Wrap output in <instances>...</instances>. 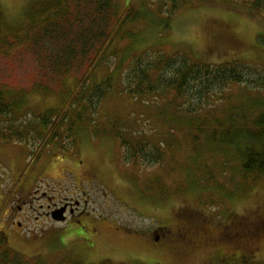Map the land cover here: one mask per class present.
I'll return each mask as SVG.
<instances>
[{
  "label": "rangeland",
  "instance_id": "374dc122",
  "mask_svg": "<svg viewBox=\"0 0 264 264\" xmlns=\"http://www.w3.org/2000/svg\"><path fill=\"white\" fill-rule=\"evenodd\" d=\"M33 1L0 0L1 38L6 32L20 35L22 26L34 16L31 9L26 17ZM129 1L122 0L123 6ZM147 10H140L146 16L131 22L123 38L113 42L116 57L109 67L97 70L90 79L102 83L112 77L110 90L105 81V95L94 109L86 102L87 90L80 88L84 71L74 72L60 85L50 84L46 93L37 92L32 90L39 83L37 61L29 55L9 60L0 55V91L6 103L12 98L20 101L10 114L14 122L22 118L35 122L51 112L53 118L64 120L58 135L73 124L65 154L48 145L36 159L32 151L41 146L6 139V119L0 116V192L4 188L7 196L13 195L8 191L21 172L19 177L26 183L34 179L41 191L50 190L55 204L70 202L73 209L76 202L80 205L79 211L67 215L66 223H54L46 218L50 203L39 193L23 238L13 234L5 246L34 264L80 260L89 264L103 260L111 264H224L223 258L231 253L236 255L225 260L229 264H264V176L250 174L246 179L234 152L207 143L208 132L197 133L199 121L176 114L175 106L155 95L136 99L127 95L117 72L120 61L124 67L135 55L156 51L185 54L199 63L241 61L264 67V42L259 40L264 36V22L222 3L186 6L169 21L159 13V5ZM234 92L238 96L217 106L243 104L257 95L243 89ZM20 126L34 134V125ZM116 133L131 145L142 142L151 149L159 147L164 166L156 172L149 165L124 166ZM196 136L199 141L193 148L197 152L192 149ZM209 173L215 183L208 179ZM154 175L162 178L164 193L151 185ZM158 227L187 228L210 241L186 249L168 239L157 241ZM224 230H241L246 237L237 245L215 243Z\"/></svg>",
  "mask_w": 264,
  "mask_h": 264
},
{
  "label": "trees",
  "instance_id": "16d2710c",
  "mask_svg": "<svg viewBox=\"0 0 264 264\" xmlns=\"http://www.w3.org/2000/svg\"><path fill=\"white\" fill-rule=\"evenodd\" d=\"M216 3L248 12L264 22V0H130L126 6L122 0H34L28 4L26 17L31 9L34 16L22 26L20 35L11 36L12 32H6L4 38L0 36V55L6 60L29 55L37 61L39 83L32 89L37 92L46 93L50 84L60 85L74 72L84 71L80 88L84 86L87 90L86 102L94 109L105 95L102 87L107 84L105 81H109L106 90H110L112 77L105 78L102 83H91L90 79L97 70L109 67L111 58L116 57L112 45L117 38H123L125 27L139 16H146L140 15V10L148 12L147 8L159 5V13L166 14L169 21L186 6ZM259 40L264 42V36ZM120 64L117 72L127 95L135 99L155 95L175 106L176 114L199 121L197 133L207 131V143L234 152V159L240 163V171L246 179L250 174L264 176V67L241 61L199 63L185 54L168 55L162 51L144 52L135 55L124 67L122 61ZM235 89L257 95L243 104H230L226 108L217 106L226 98L238 96ZM75 102L73 99V104ZM19 106L20 101L13 102V98L6 103L0 91V116L6 119L3 125L5 138L15 143H38L41 147L32 151L36 159L40 157L41 149L48 145L65 154L68 150L66 141L73 138V124L69 125L68 131L58 135L64 120L57 119L58 116L53 118L51 112L41 115L35 122L22 118L16 123V118L10 114ZM20 125H34V134L25 133ZM115 137L122 145L119 159L124 166L149 165L155 172L164 166V153L159 147L154 150L142 142L131 145V141L120 133ZM198 137L193 138L195 152L198 150L193 147L199 141ZM208 179L216 182L211 173ZM150 181L161 193L166 191L161 187L164 182L160 175H154ZM0 250V264H34L9 250L1 238ZM75 264L89 263L80 260ZM99 264H111V261L103 260Z\"/></svg>",
  "mask_w": 264,
  "mask_h": 264
},
{
  "label": "flooded vegetation",
  "instance_id": "af4514ba",
  "mask_svg": "<svg viewBox=\"0 0 264 264\" xmlns=\"http://www.w3.org/2000/svg\"><path fill=\"white\" fill-rule=\"evenodd\" d=\"M1 151V147H0ZM11 169V167H10ZM21 172H19L17 179L12 182V185L8 191V193H11L13 195H6L4 188H1L0 192V238L4 241L5 244H9L10 238L12 235H17L18 237L23 238L22 230H24L26 224H29L31 222V209L34 203H36L39 199L38 194L40 193V198L45 197L46 202L50 203L47 205L46 209L48 212L46 213V218L51 219V213L57 209L65 208V217L67 221V215L73 214L74 210L77 212L79 211V203L76 202L77 207L72 208V203L70 202H62V204L58 205L54 203V197H52L51 193L48 191H41V189L38 188L36 182L34 179L28 178L29 180L26 183V179H22L23 176H20ZM41 176L43 175L40 174ZM88 177L92 180V175L87 174ZM13 179V174L12 178ZM41 181V180H40ZM31 182V183H30ZM26 183V185H25ZM36 185L35 187L33 185ZM13 187H15L13 189ZM18 187V188H17ZM5 193V194H3ZM14 193L16 195H14ZM3 195H6L5 197ZM42 207V206H41ZM36 211V210H35ZM37 212V211H36ZM78 217V216H77ZM79 216L78 218H80ZM37 220V218H35ZM66 221L64 223H66ZM79 221V220H76ZM13 230H15L13 232ZM157 236V241L168 239L169 241L178 242L185 247L186 249H195L198 244L205 243L207 244L210 239L207 237H203L200 234L194 233L190 231L187 228H181L178 227L175 230H171L165 227H158V229L155 231ZM258 234V233H253ZM246 235L242 233L240 230L236 231H227L224 230L221 232L220 235L217 236L215 243H226L227 245H237V243L241 242ZM26 238V237H25ZM26 240V239H25ZM91 243V242H90ZM89 243V244H90ZM208 245V244H207ZM231 255H236V253H231L226 258H223L224 264H229V262H226V259H229ZM240 258V257H239Z\"/></svg>",
  "mask_w": 264,
  "mask_h": 264
},
{
  "label": "water",
  "instance_id": "95a60500",
  "mask_svg": "<svg viewBox=\"0 0 264 264\" xmlns=\"http://www.w3.org/2000/svg\"><path fill=\"white\" fill-rule=\"evenodd\" d=\"M64 213H65V208L57 209L51 213V218L54 222L57 223L65 222L66 217Z\"/></svg>",
  "mask_w": 264,
  "mask_h": 264
},
{
  "label": "bare ground",
  "instance_id": "6f19581e",
  "mask_svg": "<svg viewBox=\"0 0 264 264\" xmlns=\"http://www.w3.org/2000/svg\"><path fill=\"white\" fill-rule=\"evenodd\" d=\"M11 132V131H10ZM52 219V218H51ZM53 221V220H52ZM66 221V220H65ZM54 222V221H53ZM54 223H57V222H54ZM62 223H64V222H62ZM59 224H61V223H59ZM156 238H157V236H156Z\"/></svg>",
  "mask_w": 264,
  "mask_h": 264
}]
</instances>
